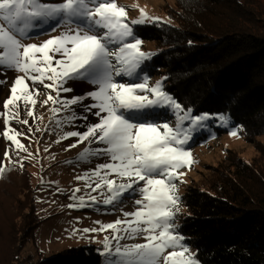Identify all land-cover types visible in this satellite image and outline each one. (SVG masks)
<instances>
[{
    "label": "snow or ice",
    "instance_id": "1",
    "mask_svg": "<svg viewBox=\"0 0 264 264\" xmlns=\"http://www.w3.org/2000/svg\"><path fill=\"white\" fill-rule=\"evenodd\" d=\"M129 7L139 11L137 18L128 19ZM148 23L159 26L171 21L151 16L136 4L120 5L117 0H0V75L18 73L3 101L0 135L17 155L26 152L27 159L33 154L20 137H29L12 127L15 122L28 126L29 133L33 131L28 119L20 118L21 106L33 119L37 103L42 107L51 103L52 119L61 112L70 113L63 121L56 120L58 126L71 125L76 119L85 121V131L63 132L55 142L76 138L66 151L86 142L78 162L105 156L108 161L75 177L86 191L78 195L82 189L74 187L67 207L102 203L115 209L130 198L135 206L131 212L121 209L122 218L97 221L98 227L82 229L84 238L90 240L88 233H108L103 240H93L102 245L98 250L104 258L102 264H202L175 223L181 202L177 181L185 182L180 169L190 170L194 163L185 148L193 132L210 119L227 127L229 118L194 115L165 90L167 77L150 83L146 62L157 53L142 50L143 41L135 31L136 26ZM57 31L58 35H50ZM39 35L50 38L39 44L24 43ZM69 81L87 83L92 90L64 97L62 93L75 91L66 86ZM5 83L6 79L0 80ZM40 85L46 97L42 102L38 99ZM86 100L90 103H84ZM73 106L82 107L97 122H88V115H78ZM161 108L173 112L174 125L147 119L150 112ZM229 135L238 136V131L231 130ZM4 158L11 161L9 150ZM5 171L0 163V174ZM137 238L144 242L121 243Z\"/></svg>",
    "mask_w": 264,
    "mask_h": 264
},
{
    "label": "trees",
    "instance_id": "2",
    "mask_svg": "<svg viewBox=\"0 0 264 264\" xmlns=\"http://www.w3.org/2000/svg\"><path fill=\"white\" fill-rule=\"evenodd\" d=\"M175 3L177 8L166 11L174 23L145 24L137 32L159 42L149 74L163 72L165 90L194 114H224L231 126L242 128L244 137L264 132V25L257 22V17L264 18V0ZM180 73L191 76L198 87L192 90L201 87V94L183 97L173 82L174 78L180 81ZM186 83L181 81L182 86ZM223 131L209 124L193 144L205 143ZM211 171L206 188L187 185L181 195L185 212L178 231L202 264H264V143L248 163L235 154L226 155ZM34 189L25 166L17 170L8 164L0 174V218L9 238H14L10 248L16 252L40 223ZM99 262L95 247L83 246L43 257L36 264Z\"/></svg>",
    "mask_w": 264,
    "mask_h": 264
},
{
    "label": "rangeland",
    "instance_id": "3",
    "mask_svg": "<svg viewBox=\"0 0 264 264\" xmlns=\"http://www.w3.org/2000/svg\"><path fill=\"white\" fill-rule=\"evenodd\" d=\"M45 2H58V0H45ZM117 3L128 6L136 4L139 8H144L149 15L160 17L161 19H170L166 11H171V8H177L175 0H117ZM138 16L139 11L137 9L131 7L128 8L129 20L135 19ZM170 21L171 23L175 22L172 18ZM257 22L264 25V18L257 17ZM140 26L144 25L136 26L135 31L137 36L143 41L142 50L157 53V45L159 42L145 36H140L137 33ZM58 34L59 31L53 32L50 35L54 36ZM49 38V35H39L30 40L26 39L24 43L39 44L43 40ZM151 60L146 62L150 65L149 69L151 68ZM170 68L171 65L167 70H170ZM16 75H18V73L14 71H8L6 75H0V80H7V83L0 84V112L3 111V101L9 96V89ZM178 76L179 78L177 79H180V81L178 82L176 81V78H174V87L178 89L177 91H179L183 97H186L189 93L194 96L199 93L201 94L203 91L201 87V91L194 92L192 90L195 88L198 89V87L193 86V78L191 76L182 75L181 73ZM162 77H165L163 72H160V74H152L150 75V83L154 84L155 81ZM182 80L187 81L183 86L181 85ZM165 82L167 81L164 80V83ZM66 86L74 88L75 91L62 93L61 95L64 97L79 96L92 90V87L87 83L69 81ZM39 87L42 94L38 99L42 102L46 98L45 95H43L45 90L42 85ZM51 94L55 96L54 92ZM84 103L87 104L90 103V101L86 100ZM50 107L51 103L43 107L40 103H37L34 108L35 119H33L27 117L23 106H21L20 118L28 119L29 126L33 129L31 133L28 132V126L17 124L15 122L12 123V127L25 133V135L29 137L27 139L20 137L21 142L27 147L28 152L33 154L32 156H28L27 159H24V157L27 156L26 152L20 151L17 155V150L14 149V146L10 147V142L4 140L2 135H0V163L5 166L13 164L17 170H20L22 163L23 166L31 172L33 186L35 188L34 202L38 215L37 217L40 220V223L33 229L32 236L27 237L28 239L26 238L23 242L20 250L16 252L10 248L11 242L12 240L14 241V238H9L7 226L4 225V220L0 218V264H36V262L43 257L71 247L94 246L96 252L99 253L98 250L102 248V245L93 242V240H103L104 235H107L108 233H88L87 236L93 238V240H90L84 238L85 234H83L82 229L98 227V224L96 223L97 221L108 223L117 218H122L121 209L127 212L135 210L134 200L131 198L126 199L124 204L115 209L112 208V206H105L102 203L79 209L67 207V205L72 202L69 199V195L74 187H80L82 189L81 193L78 195L84 194V191H86L83 182L77 181L75 177L83 174L85 171L94 169L99 163L107 162L108 157L105 156L100 159L93 158L87 162H78L77 155L87 146L86 142L80 144L76 148L66 151L65 149L68 148V145L74 143L76 138H70L61 143H56L55 141L63 134V132L73 130L81 132L85 131L84 124L86 122L76 119L71 125L62 123L58 126L56 120L63 121L64 117L70 115V113L61 112L57 114L55 119H52L53 114L49 111ZM73 109L78 115H88L83 112L82 107L73 106ZM165 111H167L168 114L163 113ZM205 113L212 114L213 116L221 114L209 113L206 111L193 114L201 115ZM147 119L155 120L158 123L167 122L170 125H174L175 123V116L170 109H156L149 113ZM88 122L96 123L97 118L88 115ZM209 124L224 128V131L219 135L209 138L205 143L193 144V141L200 133V130ZM205 126L193 132L192 139L187 145H185V148L191 152L194 163L191 165L190 170L188 168L180 169V171L185 173L182 177L185 182L181 184L177 181L178 195L180 197L184 193L187 185H196L200 188H206L207 181L210 174H212V168L220 164L226 155L233 156L235 154L248 163V161H251L257 154V146H261V144L264 143V132L255 136L251 135L244 137L241 132L242 128L239 125L231 126L230 119L227 127L222 126L218 119H210L206 121ZM257 126H259L258 122ZM37 128L42 129L43 131H37ZM2 130L3 120L0 118V132H2ZM231 130H237L238 136L229 135ZM93 147H97V145H93ZM100 147H103V145H100ZM45 149H47V151H45ZM5 150L10 151L11 161L4 158ZM12 161L16 163H13ZM68 161H71V164L67 163ZM92 194L97 195V193ZM135 198L139 197L136 196ZM179 207L180 211L176 217L175 223L180 226L182 216L185 212V207L182 201L180 202ZM6 218L11 222L13 220L10 216H6ZM143 242V238H137L136 240H125L121 243ZM185 243L193 252H195V249L191 245L186 241ZM103 259L104 258L100 255V264H102Z\"/></svg>",
    "mask_w": 264,
    "mask_h": 264
}]
</instances>
